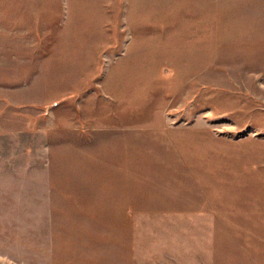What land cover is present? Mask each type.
<instances>
[{
  "label": "rangeland",
  "instance_id": "1",
  "mask_svg": "<svg viewBox=\"0 0 264 264\" xmlns=\"http://www.w3.org/2000/svg\"><path fill=\"white\" fill-rule=\"evenodd\" d=\"M0 264H264V0H0Z\"/></svg>",
  "mask_w": 264,
  "mask_h": 264
}]
</instances>
